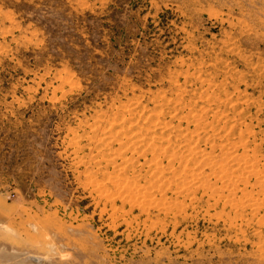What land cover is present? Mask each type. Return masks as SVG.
<instances>
[{"label":"rangeland","instance_id":"1","mask_svg":"<svg viewBox=\"0 0 264 264\" xmlns=\"http://www.w3.org/2000/svg\"><path fill=\"white\" fill-rule=\"evenodd\" d=\"M263 178L264 0H0V264H264Z\"/></svg>","mask_w":264,"mask_h":264},{"label":"bare ground","instance_id":"2","mask_svg":"<svg viewBox=\"0 0 264 264\" xmlns=\"http://www.w3.org/2000/svg\"><path fill=\"white\" fill-rule=\"evenodd\" d=\"M140 133V132H139ZM133 134V133H132ZM141 141V140H140ZM191 157V156H190ZM128 159V158H127ZM158 159V158H157ZM161 160V159H160ZM238 160V159H237ZM238 163V162H237ZM248 165V164H247ZM239 167V166H238ZM244 167V166H243ZM246 168V167H245ZM247 169V168H246ZM245 169V170H246ZM251 169V168H250ZM250 169H248V170H250ZM253 170H255V169H253ZM237 171V170H236ZM235 171V172H236ZM250 171H252V170H250ZM234 172V171H233ZM255 172V171H254ZM226 173V172H225ZM242 173V172H241ZM252 174V173H251ZM255 175V174H254ZM252 176V175H251ZM198 177H199V175H198ZM230 179V178H229ZM195 180V179H194ZM263 180H264V178H263ZM233 183H235V182H233ZM184 187V186H183ZM128 191V190H127ZM144 191V190H143ZM142 191V192H143ZM147 191V190H146ZM142 192H140L139 194H141ZM148 192V191H147ZM144 193V192H143ZM150 195V194H149ZM135 196V195H134ZM143 196V195H142ZM142 196H141V198H142ZM151 196V195H150ZM120 197V196H119ZM138 197V196H137ZM129 198H131V197H129ZM144 199H146V197L144 198ZM148 199H146V201H147ZM230 204V203H229ZM148 205V204H147ZM139 206V205H138ZM162 206V205H161ZM141 208V207H140Z\"/></svg>","mask_w":264,"mask_h":264}]
</instances>
